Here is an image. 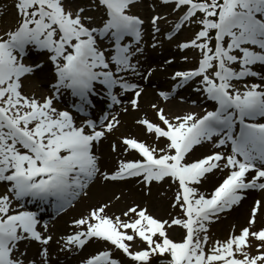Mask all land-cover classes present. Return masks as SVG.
I'll list each match as a JSON object with an SVG mask.
<instances>
[{"label": "snow or ice", "instance_id": "1", "mask_svg": "<svg viewBox=\"0 0 264 264\" xmlns=\"http://www.w3.org/2000/svg\"><path fill=\"white\" fill-rule=\"evenodd\" d=\"M6 7L0 264H123L114 250L131 264H264V0H13L11 23ZM187 28L191 36L177 40ZM166 43L196 53L192 66L173 68ZM157 73L167 89L153 84ZM180 90L196 97L195 107L206 105L202 112L167 113L160 101L188 102ZM148 96L155 119L141 111ZM132 113L145 138L112 139ZM97 180L134 181L146 203L153 186L167 183L169 207L179 213L157 217L135 202L109 213L117 192L53 233L45 206L59 216ZM252 192L260 197L245 224L213 238L211 226ZM91 244L101 247L81 255Z\"/></svg>", "mask_w": 264, "mask_h": 264}, {"label": "rangeland", "instance_id": "2", "mask_svg": "<svg viewBox=\"0 0 264 264\" xmlns=\"http://www.w3.org/2000/svg\"><path fill=\"white\" fill-rule=\"evenodd\" d=\"M12 3L13 1L11 2V0H0V6H5V5L7 6L5 9V11L7 12L6 19L10 23L14 22V10L12 8ZM143 14L147 15L146 12ZM169 17L175 18V14H170L168 18ZM161 28L167 29L168 25L164 24V22H161ZM189 30L190 28H187L183 32H181L179 36L177 37V40H183V39L190 37L191 33H189ZM169 52H171L176 57V60H175L176 62L174 63L173 68H187V67H191V65L194 63V60L192 58L196 55V53H194L192 50H188L184 53H179L175 50V48L172 45H169L166 43L165 49L163 50V55L167 56ZM181 55L188 56L190 58L189 61L185 62L181 60L180 59ZM171 70L172 69H169V71ZM153 84L161 88H165V89L169 87V84L166 80V76L163 73H157L156 77L153 78ZM181 93L183 95H188L187 91H182ZM149 99L155 102L154 97L152 96L146 97L145 100L141 101V111H143L149 119H154L155 118L154 113L147 106V103H146V100H149ZM190 103L189 102L180 103V101L177 99H173L165 104L162 103V101H160V105L164 107L165 111L169 114H182L183 112L189 111V110L202 112V108L206 106V105H201V107L197 108ZM136 115H138V113H132L131 115H128V114L123 115L122 116L123 120L121 121L120 128L117 129V131L113 134L111 138L115 139V137L122 135V134L124 135L131 134L133 136H137L141 139H144L145 137L141 134V130L133 123V119ZM208 151H209V148L205 147L203 149H200L196 153V155H200L201 152L207 153ZM133 155L134 154L132 153L126 154V158H133ZM106 161L107 163H105V166L110 167L113 161L111 159H106ZM213 180H215V178H213ZM102 183L105 184V182L97 180L91 186L90 192L93 186H97ZM210 187H211L210 184L205 185V189H210ZM3 191H4V188L2 189L1 193H3ZM90 192H89V196L86 199H84V201L86 202L82 206L80 205L76 206L64 218L51 224L53 233L57 235L63 233L64 231L61 230L62 229L61 226L63 224L65 225L66 221H68L70 217H73L74 215L78 216L82 214L85 210L86 205H91L90 202L93 201V198L89 200ZM117 192L120 194V199L112 201V204L107 209L109 213L118 214L122 209L130 205L132 202H135L141 206L148 207L150 213L157 217L167 218L169 213H171L172 215H177L179 213L178 209H171L169 207V201L173 195V190L169 188V185L167 183L160 186L158 190L155 186H153V194L151 198L147 201V203L145 202L144 199H142L140 195V189L138 186L135 185L134 181L125 182V183H107L106 185H104L103 191L100 193V194H107L105 199L102 200V202H107V200L110 199L112 195ZM259 197H260V193L258 192L250 193L249 198L243 202L242 206L237 208L236 211L228 214L220 222L213 224L210 229V234L213 236V238H219V239L226 238L231 230V225L234 223L239 224L240 226H243L245 224V217H246L247 211L250 205L252 204L253 199H257ZM79 206L80 208L77 210V207ZM57 222H60V223L55 226ZM260 222L264 223V218H261ZM181 234H182L181 231L177 230L175 232L174 238L178 239ZM99 247H101V245L91 244L84 249V252L81 253V255H87L89 252ZM113 254L115 258L118 259L115 253ZM119 258L123 259V264H126V262L129 261L127 258H123V257H119Z\"/></svg>", "mask_w": 264, "mask_h": 264}, {"label": "bare ground", "instance_id": "3", "mask_svg": "<svg viewBox=\"0 0 264 264\" xmlns=\"http://www.w3.org/2000/svg\"><path fill=\"white\" fill-rule=\"evenodd\" d=\"M193 97V99H196L194 96H192ZM191 99L192 98H189V101L191 102ZM177 100H179V98L177 97ZM107 159V158H106ZM105 163H107V161L105 160ZM107 183H102V184H99V185H97V186H93V188L91 189V192H90V198H89V200L90 199H92L93 198V201H91L90 202V204L91 205H93V204H96V203H98V202H102V200H104L105 199V197H106V195L107 194H100L102 191H103V187H104V185H106ZM101 186H103V187H101ZM109 187V186H108ZM85 202L84 201H80V204L82 205V204H84ZM79 204V205H80Z\"/></svg>", "mask_w": 264, "mask_h": 264}]
</instances>
